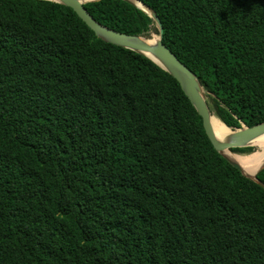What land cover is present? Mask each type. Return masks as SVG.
<instances>
[{
  "label": "trees",
  "instance_id": "16d2710c",
  "mask_svg": "<svg viewBox=\"0 0 264 264\" xmlns=\"http://www.w3.org/2000/svg\"><path fill=\"white\" fill-rule=\"evenodd\" d=\"M140 1L215 117L264 121V0ZM84 5L158 34L127 0ZM0 264H264V186L215 149L149 57L62 3L0 0Z\"/></svg>",
  "mask_w": 264,
  "mask_h": 264
},
{
  "label": "water",
  "instance_id": "95a60500",
  "mask_svg": "<svg viewBox=\"0 0 264 264\" xmlns=\"http://www.w3.org/2000/svg\"><path fill=\"white\" fill-rule=\"evenodd\" d=\"M52 1L72 7L98 37L107 42L142 53L172 74L178 80L183 91L188 96L199 115L202 117L204 129L215 149L224 155L231 164L239 168L245 175L253 178L264 186V183L256 177L257 172L263 168L264 165L260 167L254 175H251L244 172L239 163L225 154L226 150L232 151V148L253 146V141L264 136V121H260L252 125L243 124L241 127L234 129L230 128L222 121L227 129H222L220 131L215 130L211 123L213 113L211 112L207 102L205 90L198 75L184 62H182L178 56L163 42L162 38L164 27L159 15L152 7L140 0H127L147 12L156 23L158 34L153 33L151 37H145L121 32L99 22L84 5L86 2L93 0ZM136 1L141 2L147 9L138 5Z\"/></svg>",
  "mask_w": 264,
  "mask_h": 264
},
{
  "label": "bare ground",
  "instance_id": "6f19581e",
  "mask_svg": "<svg viewBox=\"0 0 264 264\" xmlns=\"http://www.w3.org/2000/svg\"><path fill=\"white\" fill-rule=\"evenodd\" d=\"M138 5L147 9L141 2L136 1ZM211 123L216 131H220L222 129L226 130L227 127L225 124L215 117L214 115L211 118ZM253 145L258 146L257 150L250 154H237L232 152L231 150H226L225 154L231 159L235 160L239 163L244 172L254 175L257 170L264 165V136L253 141Z\"/></svg>",
  "mask_w": 264,
  "mask_h": 264
},
{
  "label": "rangeland",
  "instance_id": "374dc122",
  "mask_svg": "<svg viewBox=\"0 0 264 264\" xmlns=\"http://www.w3.org/2000/svg\"><path fill=\"white\" fill-rule=\"evenodd\" d=\"M253 146H255V145H253ZM256 147V149L254 150V151H256L258 148V146H255ZM254 151H252V152H254ZM233 152V151H232ZM252 152H250V153H252ZM234 153H237V152H234ZM250 153H237V154H242V155H245V154H250Z\"/></svg>",
  "mask_w": 264,
  "mask_h": 264
}]
</instances>
